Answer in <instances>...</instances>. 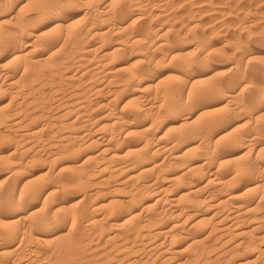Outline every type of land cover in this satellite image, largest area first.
I'll return each instance as SVG.
<instances>
[{"label": "bare ground", "instance_id": "obj_1", "mask_svg": "<svg viewBox=\"0 0 264 264\" xmlns=\"http://www.w3.org/2000/svg\"><path fill=\"white\" fill-rule=\"evenodd\" d=\"M144 2L0 0V264H264V96L242 67L264 54L225 37L241 54L212 67L222 43L190 19L191 47L169 39L165 0L148 4L163 23L133 32ZM210 3L179 5L212 25Z\"/></svg>", "mask_w": 264, "mask_h": 264}, {"label": "rangeland", "instance_id": "obj_2", "mask_svg": "<svg viewBox=\"0 0 264 264\" xmlns=\"http://www.w3.org/2000/svg\"><path fill=\"white\" fill-rule=\"evenodd\" d=\"M142 1H144V0H142ZM146 1V0H145ZM181 0H165V2H166V8H168L169 10H167L168 12V14L167 15H169L170 16V23H167V24H174L175 25V27H174V29H172L171 31H167L166 32V35H167V37L169 38V39H172L174 36H177L179 39H183L184 41L182 42V45L183 46H185L186 45V47L187 46H189V47H191V45H193L194 44V42H195V40L193 39V36H192V33L191 32H187V31H185V24L183 23V22H185L186 21V19H190V20H192V21H195V20H200V25H198L197 26V28H196V30H197V33L198 34H200L201 33V31L202 30H204V32L203 33H205V36H207V44L209 45L210 44V46H212V48L213 47H215V49L217 48V46L219 45V44H221V45H219L220 47H224L225 48V50L227 51V53L228 54H226V56H223V57H218V56H216L215 54V51H214V49H212L210 52H209V56H210V58H209V60L207 61V63L209 64V65H211L212 67H216V66H218V67H222V68H224V69H226L227 67H229V66H231L232 64H233V62L239 57V55L241 54V51H242V49H237L236 51H234V53H233V55H232V52H229L230 51V48H231V46L228 44V45H226L225 43L223 44V41L225 40V39H227V38H233V37H240V39H241V41H242V44L240 45V47L241 48H250V50H252V52H259V51H262L263 52V54H264V45L262 46V44H264V30H263V28H264V2H262L261 3V1H264V0H228V1H226V0H212V6H211V3H210V6L211 7H213V9H219V10H223V18H222V23H224L225 22V25L223 26L222 24H221V22H219V23H217V22H215V23H213V24H217V25H222V26H220L221 27V29H222V31H221V29L219 28V26H217V31L214 33V32H212V33H208V32H206V31H208L209 30V27H211L212 25L211 24H209V22H211V19H213L214 17H216V16H218V15H212L211 13H209V14H202V16L204 17V16H206L207 17V19H206V17L205 18H203L201 15H200V17H199V12H198V8H195V7H199L200 5L199 4H196V5H199V6H193V5H195V4H191V5H188V6H181V5H179V2H180ZM237 1V2H236ZM248 1H250V2H248ZM255 1V2H254ZM229 2V3H228ZM244 2H245V4H244ZM248 3V5H247V3ZM252 2H254V3H252ZM153 3V0L151 1V0H147V2H144L143 3V7H141V12H143V16L142 17H144V18H146V19H141L140 21H142V22H140V21H137V23L135 22V26H136V28H137V30H136V28L134 27L133 28V32H135V33H140V32H142V30H144V29H147L148 30V27L149 26H157V24L159 23V24H162L163 22H158L159 21V19H157L156 17H152V13H154V12H156V11H159L160 9L157 7V6H152V5H148V4H152ZM216 4V6H215V4ZM234 3H235V5H234ZM240 3H243V4H240ZM257 3L260 5V6H256V8H254L253 6H255V5H257ZM219 4H221V5H219ZM233 4V5H232ZM177 5V6H176ZM178 5H179V7H178ZM219 5V6H218ZM239 5V6H238ZM261 5H263V6H261ZM145 6H148V7H145ZM150 6V7H149ZM169 6V7H168ZM172 6H173V8H172ZM205 6H207L208 7V5H205ZM229 6V8H226V7H228ZM176 7V8H175ZM193 7V8H192ZM221 7V8H220ZM238 7V8H237ZM261 7V8H260ZM144 8V9H143ZM147 8V9H146ZM224 8V9H223ZM245 8H246V12H245ZM248 8V9H247ZM78 9V8H77ZM80 9V8H79ZM78 9V11H77V13L78 14H81V12H82V9L84 10V8H81L80 10ZM152 9V10H151ZM177 9H179V10H177ZM233 9H236V11H237V9H238V11L237 12H235V10H233ZM252 11H251V10ZM259 9H261V10H259ZM182 10H184V11H182ZM243 10V11H242ZM247 10H249V11H247ZM255 10V11H254ZM197 11V13H195ZM227 11V13H225ZM228 11H229V14H228ZM234 11V12H233ZM194 12V13H193ZM255 12V13H254ZM260 12H261V14H260ZM232 13H233V15H232ZM254 13V14H253ZM263 13V14H262ZM228 16H227V15ZM236 14V15H235ZM196 15V16H195ZM239 15H241V16H239ZM246 15V16H245ZM251 15V16H250ZM254 15H256V16H254ZM259 17H258V16ZM198 16V17H197ZM209 16V17H208ZM226 16V17H225ZM248 16V17H247ZM153 18V20H152V18ZM178 19H177V18ZM189 17V18H188ZM246 17V18H245ZM126 19H124L125 21H127V20H129L130 19V21H131V18L130 17H125ZM151 18V19H150ZM203 18V19H202ZM235 18H237V19H235ZM258 19V18H261V19H263V21L262 20H258L259 22H257V24H255L254 26H253V31L254 30H259L260 28L262 29V30H260L259 32L258 31H252L251 32V35H246V34H248L246 31L244 32V30H242L241 29V27H239V26H234L235 24L234 23H236L237 21H239V20H244V21H249V20H251V19ZM230 20V21H228V20ZM120 20H122V19H120L119 18V16H116V18L114 19V21H109V22H107V23H105V24H102V26H112V24H114V23H116V22H118V21H120ZM123 20V21H124ZM133 20V19H132ZM152 22H151V21ZM208 22V25H207V23H204V22ZM150 23V24H149ZM204 23V24H203ZM261 23V24H260ZM182 24H184V25H182ZM226 24H227V27H226ZM230 24H233V26L234 27H230ZM262 25V27L260 26V25ZM140 25V26H139ZM166 25V24H165ZM181 25H182V27H181ZM202 25H204L203 27L205 28H202ZM143 26V27H142ZM145 26V27H144ZM232 26V25H231ZM180 27V28H179ZM222 27H224V28H222ZM226 27V28H225ZM141 28V29H140ZM199 28V29H198ZM219 28V29H218ZM229 28H231V29H229ZM234 28V29H233ZM237 28V29H236ZM238 28H239V30L241 29V32H239V30H238ZM178 29V31H176ZM230 31H229V30ZM139 30V31H138ZM141 30V31H140ZM161 30H166V28H162ZM206 30V31H205ZM225 30H226V32H227V34L225 33L224 34V32H225ZM231 30H234V31H231ZM237 30V31H236ZM162 31V32H163ZM229 31V32H228ZM185 32V33H184ZM188 34H187V33ZM183 33V34H182ZM223 33V34H222ZM239 33V34H238ZM186 34V35H185ZM191 34V35H190ZM235 34V35H234ZM151 35V34H150ZM185 35V36H184ZM213 35H216V36H213ZM220 35H222V37L220 36ZM244 35H246V36H244ZM228 36V37H227ZM259 36V37H258ZM261 36V37H260ZM226 37V38H225ZM244 37H246L247 39L245 40L246 41V43H243V42H245L244 41ZM263 37V38H262ZM225 38V39H224ZM220 41H219V40ZM224 39V40H223ZM257 39V40H256ZM262 39V40H261ZM218 40V41H217ZM223 40V41H222ZM254 40V41H253ZM254 43H253V42ZM256 41V42H255ZM87 42H89V43H87ZM260 42V43H259ZM92 43H95V41H93V39H88L86 42H85V46H88L89 44H92ZM193 43V44H192ZM251 43V44H250ZM257 43V44H256ZM262 43V44H261ZM88 44V45H87ZM189 44H191V45H189ZM212 44V45H211ZM259 44V45H258ZM213 45H216V46H213ZM260 45L262 46V47H260ZM219 46H218V48H219ZM256 47V48H255ZM217 48V49H218ZM229 48V49H228ZM263 49V50H262ZM238 50H239V52H238ZM100 50H97V53L99 52ZM151 52H156L155 54H157V51L156 50H150ZM149 51V53H151ZM230 53H231V55H230ZM134 54H136V52H134V50H133V52L131 51V52H129V54L127 53L125 56H124V58L125 57H127V56H132L133 58H132V60H134V57H135V55ZM212 54V55H211ZM56 56H54V58H56L57 56H58V54L56 53L55 54ZM79 54L78 53H75V55H73V56H75V57H77ZM198 52H196V51H194V52H192V54L191 55H189L192 59H196L197 57H198ZM236 55V56H235ZM197 56V57H196ZM212 56V57H211ZM231 56V57H230ZM264 56V55H263ZM216 57V58H215ZM124 58H122V59H124ZM215 58V59H214ZM218 58V59H217ZM224 58V59H223ZM222 61H220V60ZM215 60H217V62L215 61ZM224 60V61H223ZM226 60H227V62H226ZM213 61H215V62H213ZM218 61H220L221 63H219ZM230 61V62H229ZM251 61H253V60H250V61H248L247 63L246 62H243L242 63V67H243V69H245L244 71H245V74L243 75V82L245 83V82H251L250 84H251V87H250V89H252L255 85L256 86H259V87H262V95L264 96V94H263V91H264V71L263 70H259V68L258 67H260L259 65H262V64H264L263 63V61H264V58H263V61L262 60H254L253 62H251ZM93 61H91V62H89V64H91ZM250 62V63H249ZM229 63V64H228ZM231 63V64H230ZM249 63V64H248ZM252 63V64H251ZM261 63V64H260ZM223 64V65H222ZM244 64L246 65L245 66V68H244ZM255 64V65H254ZM251 67V68H250ZM256 67V68H255ZM255 68V69H254ZM250 71H249V70ZM253 69V70H252ZM243 71V72H244ZM247 71V72H246ZM257 71V72H256ZM45 72H48V71H46L45 70ZM259 72V75H260V77L258 78V73ZM247 73V74H246ZM60 74V75H59ZM161 74V73H160ZM159 73H157L155 76L156 77H158L159 75H160ZM250 74V75H249ZM257 74V75H256ZM158 75V76H157ZM255 75V76H254ZM59 76V77H58ZM224 77V76H223ZM254 77V78H253ZM60 78V79H59ZM64 77L61 75V73H57L56 74V76H55V74H54V83L57 85L58 83V85H61V86H63V87H65V88H70L71 87V82H70V80H66L65 78L63 79ZM55 79H57V80H55ZM226 79V80H225ZM255 79V80H254ZM247 80H251V81H247ZM258 80V81H257ZM227 81H228V79L227 78H223V83L224 84H226L227 83ZM256 81V82H255ZM63 82V83H62ZM67 83V85H66V83ZM242 82V83H243ZM68 83H69V85H68ZM65 84V85H64ZM253 85V86H252ZM48 87V85H44V88H47ZM250 91V90H249ZM248 92V90H246V91H244V95L245 96H248L249 95V92ZM248 95H247V94ZM90 98H88L87 99V103H94L98 98H99V96L97 95V94H95V93H93V95L91 94L90 96H89ZM94 97V98H93ZM123 97H124V95H122V99H123ZM94 99V100H93ZM51 102V101H50ZM40 167V166H39ZM38 167V169H40ZM35 169H37V167H34ZM74 194L75 193H68V196H70V197H72V196H74Z\"/></svg>", "mask_w": 264, "mask_h": 264}, {"label": "snow or ice", "instance_id": "obj_3", "mask_svg": "<svg viewBox=\"0 0 264 264\" xmlns=\"http://www.w3.org/2000/svg\"><path fill=\"white\" fill-rule=\"evenodd\" d=\"M41 7H44V8H48V9H51L53 11H57L59 10V5H57L56 3H42L40 5ZM55 31V29H54ZM0 40H2V36H0ZM22 195V194H21Z\"/></svg>", "mask_w": 264, "mask_h": 264}]
</instances>
